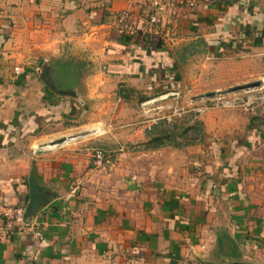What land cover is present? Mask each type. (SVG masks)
Listing matches in <instances>:
<instances>
[{"label": "crops", "instance_id": "crops-1", "mask_svg": "<svg viewBox=\"0 0 264 264\" xmlns=\"http://www.w3.org/2000/svg\"><path fill=\"white\" fill-rule=\"evenodd\" d=\"M141 1L0 0V203L25 206L32 172L39 191L26 222L40 232L39 240L19 231L1 238L0 264H264V125L233 134L234 123L246 119H218L213 126L203 122V134L220 142L141 151L103 146L105 162L96 166L93 147L111 142L77 134L102 122L88 110V122L66 128L58 122L78 113L76 101L93 109L95 97L113 95L120 78L139 91L155 80L156 67L176 86L199 82L201 74L181 68L172 51L192 40L208 51L247 48L239 53L258 74L264 35L256 46L253 38L264 31V0H198L170 24L161 49H140L131 39L107 51L115 40L112 14ZM55 60L87 66L65 95L44 91L42 70ZM224 62V69L210 71L221 87L234 79L233 61ZM238 66L240 83L248 72ZM150 124L140 121L137 130ZM65 130H73L71 138L58 135ZM219 233L230 249L217 245Z\"/></svg>", "mask_w": 264, "mask_h": 264}, {"label": "rangeland", "instance_id": "rangeland-1", "mask_svg": "<svg viewBox=\"0 0 264 264\" xmlns=\"http://www.w3.org/2000/svg\"><path fill=\"white\" fill-rule=\"evenodd\" d=\"M193 42H195V40L185 45H181L182 43L177 44V48L175 50L172 49V51L175 55L179 56L175 58L180 60L179 65L181 68L186 69V66H190V71L192 73L201 74L200 76L202 79H200L199 82H197V80L196 82L183 80L182 83H178L176 86L177 80L172 76V78L166 76V78L162 80L152 79L151 81L148 79L147 81L149 84L143 83L139 91L135 90L131 92V90L129 91L127 87L123 86L125 83L120 78V81L115 83L113 91L108 92L113 95L95 97L97 104H94L93 109L87 107L89 106L87 102L79 103L80 101H76L78 113L73 114V116L67 114L59 119L58 122H62L61 127L66 128V125L73 126L81 122H88L85 118V113L88 110L89 114L92 113L96 117L95 122L102 123L98 124V126L93 125L87 127V132H82V130L78 132L79 134H77V136L85 137L91 134L93 136L89 138H93L92 140H94V143L102 144L103 138L105 141L111 142L109 145H107V143L104 145H96V147L92 149L94 150L96 148L102 151L104 150L103 146H106V149H114L115 151H117V149L118 151H141L137 149L138 144L146 141V135H148L149 131L160 128L170 131L168 134L170 136V145L168 147L171 148L173 144H181L190 137H199L200 139L198 138L199 140L197 142L206 139L208 142H220L219 139L211 137L205 138L203 134V122H209L210 126H213L218 122V119H230V121L233 120V122H238L241 118H244V120L246 119L244 124L238 123L236 125L234 123L233 134H245V132L252 127H256L257 130H260L264 125V120L262 118L261 120H257L254 116L258 117L264 115V63H258L259 72L256 74L251 72L249 68H253L255 64L251 63L248 57H242L239 53V51L243 50L248 51L247 48L243 50L239 47L224 49V47L220 46L221 49L218 51V55H215V53L204 50V48L194 47V45L191 46ZM225 51H227V53H225ZM215 52L217 53V51ZM246 55L250 54L246 53ZM66 58L71 59L69 56L65 57V59ZM205 60L206 62H204ZM224 60L233 61L232 65L234 66L229 69L231 72L233 71L234 79L221 87L219 86L220 84L215 81L214 73L210 71H213L215 66L217 70L219 69L218 71L227 67ZM85 64L86 63H84L83 68L80 70L78 79L82 78L87 73V66ZM239 64L241 67L246 68L245 70L248 72V76L242 80L244 82L240 83L238 81L240 78H235L241 73L240 68H238ZM192 66L195 67L192 68ZM89 67L88 63V68ZM229 69L228 72H230ZM235 82L238 83L235 84ZM256 82L258 83L257 87H248L237 91L231 90L233 87ZM146 86L149 88H145ZM79 93L80 90H78V94L75 96L78 97L80 95ZM121 94L126 95V101L123 103L121 102L122 98L119 97ZM79 97L77 100H79ZM88 100L94 102V99ZM249 108L251 109L249 110ZM144 120L151 122V124L147 129L140 132L137 130L139 122ZM125 121L132 122V124L129 126ZM221 125L223 126L225 124ZM98 128L102 129L101 133H97L96 130H98ZM128 128L132 129L130 131L126 130ZM71 131L73 130H65L58 135H63L65 139H68L71 138L70 135H73ZM111 135H117V137L113 136V138H111ZM128 135H134L135 137V139L130 141L131 143L127 141ZM179 135H181V137H177ZM234 136L236 137V135ZM240 139L243 140V137ZM194 143L196 144V142ZM109 154L111 158V154L114 153L109 152ZM104 159L106 158L104 157Z\"/></svg>", "mask_w": 264, "mask_h": 264}, {"label": "built area", "instance_id": "built-area-1", "mask_svg": "<svg viewBox=\"0 0 264 264\" xmlns=\"http://www.w3.org/2000/svg\"><path fill=\"white\" fill-rule=\"evenodd\" d=\"M197 2L198 0H143L113 13L110 25L116 34L131 39L154 36L164 41L169 35L168 27L175 21L177 15L193 10ZM4 17L0 6V22ZM35 70L38 71V68ZM12 73L17 74L18 67H13ZM92 159L96 166H101L105 162L103 151L96 148L92 150ZM24 212L25 206L0 203V239L14 231L28 232L32 239H40L38 227L26 222Z\"/></svg>", "mask_w": 264, "mask_h": 264}, {"label": "trees", "instance_id": "trees-1", "mask_svg": "<svg viewBox=\"0 0 264 264\" xmlns=\"http://www.w3.org/2000/svg\"><path fill=\"white\" fill-rule=\"evenodd\" d=\"M246 31L243 32V35L245 34ZM257 34L255 38H253V45H258L259 40L261 37L264 35V31H256L254 32ZM114 35V36H113ZM113 36V44L111 45L112 50H107L109 52L114 51L116 46H118L121 42H128V40H131L130 37L128 36H123V35H118L112 33ZM134 45L138 46L140 49H145V50H159L161 49V44L158 40V38L154 36H144V37H139V38H134ZM196 45V43H191V46ZM215 55H218V52L216 53L214 50H209ZM83 68V63L82 62H77L73 60H55L50 64L48 67V72H47V77L52 86L54 87L55 90L59 91H72L75 86L77 85L78 82V76L80 74V70ZM163 70L160 69L159 67H156L153 69V73L156 75V80H162L163 78ZM44 91L50 95L51 91L48 88H44ZM119 97L122 98V101H126V95L121 94ZM150 130V129H149ZM148 130V131H149ZM170 131H166V129L160 128V129H155L151 130L148 132V135H146V141L141 142L138 144L137 149L139 150H153L157 149L163 146H169L170 145V136L168 135ZM181 137V135L177 136ZM199 137H190L188 138L187 141L181 143V144H173L172 147L178 148L184 145L192 144L194 142H197ZM217 245L219 247L225 246L227 248L232 247V243L230 242L229 238L226 237L223 233H219L216 238Z\"/></svg>", "mask_w": 264, "mask_h": 264}, {"label": "water", "instance_id": "water-1", "mask_svg": "<svg viewBox=\"0 0 264 264\" xmlns=\"http://www.w3.org/2000/svg\"><path fill=\"white\" fill-rule=\"evenodd\" d=\"M42 72H45V79H42L44 85L53 93H56L58 95H65L67 94V92L69 91H59V90H55L54 87L52 86V84L50 83V81L48 80L47 77V72H48V67H44ZM258 83H253V84H247V85H241V86H237V87H233L231 90L232 91H237V90H241L244 88H248V87H257ZM64 140V138H60V139H56L53 141V144H60L62 143ZM52 142V141H51ZM50 143V142H49ZM39 191V189L37 187H35V185L33 184L32 181V172L29 173V177H28V199L25 205V214L24 216L27 217L29 215V212L34 208V206L36 205V193Z\"/></svg>", "mask_w": 264, "mask_h": 264}, {"label": "bare ground", "instance_id": "bare-ground-1", "mask_svg": "<svg viewBox=\"0 0 264 264\" xmlns=\"http://www.w3.org/2000/svg\"><path fill=\"white\" fill-rule=\"evenodd\" d=\"M52 146V145H51Z\"/></svg>", "mask_w": 264, "mask_h": 264}]
</instances>
